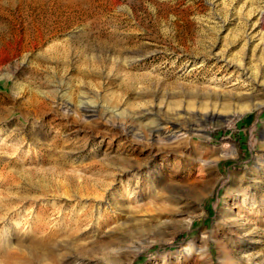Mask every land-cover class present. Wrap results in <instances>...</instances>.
<instances>
[{
	"label": "rangeland",
	"instance_id": "374dc122",
	"mask_svg": "<svg viewBox=\"0 0 264 264\" xmlns=\"http://www.w3.org/2000/svg\"><path fill=\"white\" fill-rule=\"evenodd\" d=\"M210 86L256 96L231 119L200 122L179 152L150 150L142 128L133 136L115 126L141 92L168 98ZM32 95L46 104L33 122ZM60 96L67 107L56 105ZM86 100L112 111L82 116ZM64 136L77 147L73 162L47 172L54 157L44 144ZM148 150L150 190L106 209L114 216L88 241L84 264H264V0H0V203L41 196L11 211L16 227L38 205L83 191L66 174L87 176L89 158ZM199 232L207 255H177Z\"/></svg>",
	"mask_w": 264,
	"mask_h": 264
},
{
	"label": "bare ground",
	"instance_id": "6f19581e",
	"mask_svg": "<svg viewBox=\"0 0 264 264\" xmlns=\"http://www.w3.org/2000/svg\"><path fill=\"white\" fill-rule=\"evenodd\" d=\"M257 40L263 43L261 34L258 35ZM235 68L242 75H246L241 62L235 64ZM148 94L141 92L139 104H137L139 107L126 114L124 122L115 126L120 132L133 136L138 135V129L142 128L149 136L150 150L175 149L178 152L181 151L187 139L200 130V122L211 121L217 117L231 119L237 115L236 112L248 108L256 96L255 94L241 95L211 86L196 91L182 90L169 95L168 98H164L155 91L150 92V97L146 98ZM62 99L64 98L61 96L57 98L56 105L64 104L67 107L69 101ZM27 104L33 112L31 122L39 118V107L46 105L44 100L33 95L29 97ZM15 109L16 107H11L8 113L11 114ZM111 111V108L102 103L86 100L81 106L80 114L93 119L98 113L105 115L110 114ZM28 113L27 110H20V115L26 119ZM119 115H122V111H119ZM14 116L13 122L19 125L17 128H21L22 122L16 118L17 115ZM32 127L34 125L30 123L29 128L33 129ZM56 131L49 130L50 133L53 132L51 137L57 134ZM40 133L39 130H34L30 134V139L36 142L35 146H38ZM70 139L65 137L43 143L47 148L46 155L54 157V162L47 172L60 173L61 167L67 162H73L74 156L70 155L77 151V147L70 143ZM150 150L142 157L130 158L119 154L110 157L105 153L104 156L96 159L89 158L83 166L89 170L87 176L83 177L78 173L66 174V178L70 179L69 185L81 187L83 191L79 194L74 192L75 198L66 197L68 201L59 203L50 201L45 202L44 205H38L36 214H32L26 225L21 228L16 227L18 226L17 216L11 211L20 206L24 200H37L41 196L17 194L15 201H12L13 198L10 201H2L0 208L4 211L0 213V264H84L83 260L89 256L85 255L88 241L91 237L98 236V230L104 229L110 222V218L114 216L108 214L106 209L112 210L116 203L122 205L127 200H132L131 195L136 196L147 189L150 190L155 173L148 167L153 158ZM226 150L224 145L218 149L221 155H224ZM81 160L82 158H78V161ZM79 177L80 180H78ZM190 189L195 190L194 187ZM38 190L42 192L40 188ZM103 198L104 202H101ZM51 214L56 215V222L51 221ZM193 252L202 255L206 253L205 235L202 232H199L194 240L185 241L176 254L188 257ZM160 256L168 262L169 257L165 252H162Z\"/></svg>",
	"mask_w": 264,
	"mask_h": 264
}]
</instances>
